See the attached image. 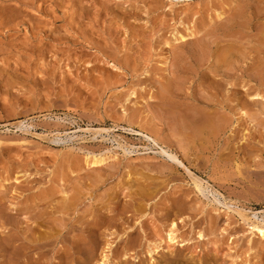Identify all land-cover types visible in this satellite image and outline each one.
<instances>
[{"label":"rangeland","instance_id":"obj_1","mask_svg":"<svg viewBox=\"0 0 264 264\" xmlns=\"http://www.w3.org/2000/svg\"><path fill=\"white\" fill-rule=\"evenodd\" d=\"M263 35L264 0H0V264H20L11 233L33 264H82L80 234L99 245L87 264H119L133 240L128 264L148 263L172 223L176 264H264ZM233 109L235 133L199 131L204 110Z\"/></svg>","mask_w":264,"mask_h":264},{"label":"bare ground","instance_id":"obj_2","mask_svg":"<svg viewBox=\"0 0 264 264\" xmlns=\"http://www.w3.org/2000/svg\"><path fill=\"white\" fill-rule=\"evenodd\" d=\"M27 6V5H26ZM261 29V28H260ZM263 34V33H262ZM177 35H179V34H177ZM264 36V35H263ZM184 36H179V38L180 39H182ZM261 38H262V36H261ZM197 39V38H196ZM263 39V38H262ZM264 40V39H263ZM264 43V42H263ZM262 43V44H263ZM196 45V44H195ZM231 45V44H230ZM261 45V44H260ZM234 47H235V45H234ZM231 49V48H230ZM238 49V48H237ZM237 49H235V50H237ZM229 50V49H228ZM239 50V49H238ZM233 51V48H232V50H231V52ZM240 51V53H241V50H239ZM261 51H262V49H261ZM208 52V51H207ZM238 52V51H237ZM209 53V52H208ZM225 53V52H224ZM224 53H222L223 54V56H222V59L224 60V64H226L227 65V67H229V69H232V67L235 65V67L237 66L236 64H237V62H239L238 60L240 59V58H242V56H243V54L241 55V54H239V53H235V51H234V53H231V54H229L228 55V57H226V55L227 54H224ZM226 53H228V51L226 52ZM200 54H201V52H200ZM201 56V55H200ZM208 56V55H207ZM198 57V56H197ZM217 57V56H216ZM215 57V58H216ZM224 57V58H223ZM209 58V57H208ZM219 57H217V59H218ZM221 58V57H220ZM216 59V60H217ZM222 59H221V62H222ZM215 60V59H214ZM243 60V59H242ZM207 61V60H206ZM217 61H219V60H217ZM260 62V61H259ZM263 62H264V60H263ZM217 63H219V62H217ZM250 63V62H249ZM262 63V62H261ZM206 64V63H205ZM204 65V64H203ZM223 65V64H222ZM264 65V64H263ZM224 66V65H223ZM222 66V67H223ZM248 66V65H247ZM258 66V65H257ZM262 66V65H261ZM225 67V66H224ZM264 67V66H263ZM182 68V67H181ZM237 68V67H236ZM260 68V67H259ZM223 69V68H222ZM221 69V70H222ZM228 69V70H229ZM225 70V69H224ZM254 70V69H253ZM256 70V69H255ZM210 71V70H209ZM231 71V70H230ZM258 71V70H257ZM228 72V71H227ZM255 72V71H254ZM253 72V73H254ZM211 73H212V71H211ZM250 74L249 75V77L250 78H253V80H255V81H257V83L260 85V84H263L264 85V70L262 69V70H260V71H258V72H255L254 74ZM211 75V74H210ZM175 78V77H174ZM183 79V78H182ZM181 80V79H180ZM252 80V79H251ZM164 89V88H163ZM259 89V88H258ZM165 91V90H164ZM252 91V90H251ZM264 91V90H263ZM158 92V91H157ZM253 97H257V98H259L260 99V97L262 98L261 99V101H257L256 99H252L253 100V103H257V104H261V106H260V109H258L256 112H254V113H252L251 114V117L250 118H253V120L254 121H259L260 123H263V121H262V119H259V117H261L262 115H264V105L262 104V100L264 99V95H260V93H256ZM251 98V97H250ZM245 99V98H244ZM250 100V99H249ZM164 104V103H163ZM233 104V103H232ZM151 105V104H150ZM171 106H173V105H171ZM230 107V106H229ZM172 108V107H171ZM170 108V109H171ZM156 109V108H155ZM206 109V108H205ZM238 109H240V107H238ZM237 109V111H239ZM199 110V109H198ZM234 110V111H233ZM232 111L233 112H231V115H230V119L227 121V120H225V117H223V113L221 114L222 115V118H221V115H219L218 116V118L217 119H213L212 118V115L209 113V116L207 115V116H204L205 115V112H209V111H205L204 110V115L202 116L203 118H202V121L199 123V131L200 132H203V131H207V130H209L210 132H211V135H212V132H213V137H214V134H217V131L219 132V130L220 129H222V128H224V125L226 126L227 125V128L228 129H230V132H232V133H235L236 131H235V127H236V124H237V121H236V118H235V114H236V110L235 109H233ZM183 111V110H182ZM213 111V110H212ZM211 111V112H212ZM241 111V110H240ZM169 112V111H168ZM177 112V111H176ZM180 112V111H179ZM203 112V111H202ZM244 112V111H243ZM242 112V114H244ZM216 113V112H215ZM200 116H201V114H199ZM211 115V116H210ZM244 115H246V114H244ZM250 115V114H249ZM189 116H191V114L189 115ZM200 116H198V121H200L199 120V118H200ZM225 116V115H224ZM173 117V116H172ZM188 117V116H187ZM213 117H214V115H213ZM216 117V116H215ZM246 117H247V115H246ZM178 118V117H177ZM191 118V117H190ZM193 118H197V117H193ZM249 118V119H250ZM168 119V118H167ZM223 119V120H222ZM227 119V118H226ZM194 121H196V120H194ZM226 121V122H225ZM239 122V121H238ZM22 124V123H21ZM196 125V124H195ZM192 126V125H191ZM190 126V127H191ZM193 128H195V127H193ZM198 129H197V132H199L198 131ZM224 130H225V128H224ZM209 131H208V133H209ZM216 131V132H215ZM191 132L193 133V131H192V129H191ZM197 132H195V134H197ZM215 132V133H214ZM231 133V134H232ZM194 134V133H193ZM192 134V136H194ZM203 134V133H202ZM144 135V134H143ZM205 135V134H204ZM204 135H202V136H204ZM207 135V134H206ZM208 135H210V134H208ZM208 135H207V137L205 138V142L207 141L206 139H208ZM227 135V134H226ZM191 136V135H190ZM201 136V137H202ZM195 137H197V135H195ZM235 137V136H234ZM238 137V136H237ZM145 138L147 139V140H149V141H151V142H153L154 144L156 143V140L155 139H153L152 137H150V136H148V135H145ZM190 138V137H189ZM200 138V137H199ZM199 138H197V139H199ZM203 138V139H204ZM256 138H257V136H256ZM237 139V138H236ZM244 139V138H243ZM247 139V138H246ZM190 141H193L191 138H190ZM204 141V140H203ZM208 141H209V139H208ZM228 141V140H227ZM233 141V140H232ZM189 142V141H188ZM260 142H261V140H260ZM194 143V142H193ZM193 143H191V146H192V144ZM231 143V142H230ZM157 144V143H156ZM189 144V143H188ZM199 144V143H198ZM194 145V144H193ZM233 145V144H232ZM240 145V144H239ZM229 146V145H228ZM247 147V146H246ZM164 148V147H163ZM162 147H160V152L162 153V154H165L166 155V157H168L167 159L168 160H171V161H173V162H176V163H178V166H180V165H183V163L177 158V156L176 155H174V153L172 154V153H169L167 150H165V149H163ZM229 148V147H228ZM230 148H231V146H230ZM234 148V147H233ZM239 148V147H238ZM241 148H242V146H241ZM257 148V147H256ZM169 149V148H168ZM238 150V149H237ZM240 150V149H239ZM242 150H244V149H242ZM246 150H247V148H246ZM257 150V149H256ZM171 151V150H170ZM159 152V153H160ZM245 152V151H244ZM254 152V151H253ZM247 154V153H246ZM197 156V155H196ZM165 157V156H164ZM227 157V156H226ZM254 157V156H253ZM255 158V157H254ZM237 160V159H236ZM102 161V159L101 158H94L93 159V161H92V163L94 164H96V163H100ZM185 163H187V162H185ZM228 163V162H227ZM180 164V165H179ZM176 165V164H175ZM186 166V165H185ZM239 166H240V164H239ZM260 166V165H259ZM241 167V166H240ZM256 167V166H255ZM185 168V167H184ZM186 168H187V166H186ZM185 168V169H186ZM260 168V167H259ZM261 168H262V166H261ZM181 169H182V166H181ZM252 173V172H251ZM264 173V172H263ZM227 176H229V175H227ZM256 177V176H255ZM222 179V178H221ZM195 180H197V179H195ZM199 180V179H198ZM194 182V181H193ZM201 180H200V185H201ZM199 183V182H198ZM198 183H197V185L195 186V187H197V189H198V191L200 192V191H202V189H201V187H200V185H198ZM160 184V183H159ZM194 184H195V182H194ZM207 187V186H206ZM214 188V187H213ZM140 189V188H139ZM154 189V188H153ZM207 189V188H206ZM141 190V189H140ZM143 190V192H145L144 191V188L142 189ZM156 190H158V189H156ZM141 192V191H140ZM147 192V191H146ZM203 192V191H202ZM202 192H200V193H202ZM139 193V192H138ZM202 194H204V193H202ZM139 195V194H138ZM143 195V199L145 198V196H144V194H142L141 193V196ZM148 197H151V196H148ZM147 197V198H148ZM66 198V197H65ZM183 198H185V197H183ZM61 199H63V198H61ZM131 199V198H130ZM142 199V198H141ZM132 200V199H131ZM179 200H181V199H179ZM179 200H176V201H172V202H174V206H173V209L171 210V211H174V209H177V211L176 212H174L173 214L174 215H176L178 212H180V211H178V210H180V208H181V205H182V200L181 201H179ZM184 200V199H183ZM1 201V200H0ZM140 201V200H139ZM215 201V200H214ZM74 202H76V198H73V199H66V200H62V202L60 203V206L59 207H61L62 209H67V207L68 206H70L71 204H73ZM133 204V203H132ZM142 205V204H141ZM226 205V204H225ZM131 206V205H130ZM136 206V205H135ZM132 207V208H136V209H138V204H137V207ZM229 206V205H228ZM192 207V206H191ZM229 207H231V206H229ZM228 207V208H229ZM61 209V210H62ZM135 209V210H136ZM140 209V208H139ZM187 210V209H186ZM29 211H31V210H29ZM241 211V210H240ZM63 212V211H62ZM66 212V211H65ZM133 212H134V210H133ZM136 212V211H135ZM170 212V211H169ZM25 213H26V211H25ZM137 213V212H136ZM237 213L241 216V217H243L244 215L241 213V212H239V211H237ZM115 214V213H114ZM168 214H170V213H168ZM95 215V214H94ZM124 215V214H123ZM136 215V214H135ZM181 215H182V213H181ZM106 216V215H105ZM134 216V215H133ZM138 216V215H137ZM253 216V215H252ZM256 216V215H255ZM135 218V217H134ZM176 218V217H175ZM254 218V217H253ZM101 219V218H100ZM106 219V218H105ZM257 220V219H256ZM104 221V220H103ZM128 221V220H127ZM133 221H135V220H133ZM132 221V222H133ZM171 221V220H170ZM104 223V222H103ZM106 223V222H105ZM114 223V222H113ZM134 223H136V222H134ZM140 223V222H139ZM141 223H142V221H141ZM99 225H100V222L98 223V221H96L95 222V224H94V226H97L98 227V229H99ZM125 225V224H124ZM178 225V224H177ZM142 226V225H141ZM152 226V225H151ZM101 227V226H100ZM128 227V226H127ZM173 227H174V223H172V227L168 230V233H167V237H168V241L170 242V243H172V247L173 248H171L170 247V245H168L167 246V249H166V251H167V253H163L162 255H161V258L162 259H159V260H155V259H152V260H150V261H148V263L147 262H145V261H140L139 262V264H176V263H178V261H179V254H181L182 252V249L181 248H178V246H181L182 247V244L183 243H179L178 242V240L177 239H175L176 238V236H175V234H174V229H173ZM106 228V227H105ZM94 229H95V227H94ZM132 230H133V228H131ZM135 229V228H134ZM145 229V228H144ZM162 229V228H161ZM252 229H256L257 231H258V229H262V230H264V223H262V221L260 222H258V221H256V222H254L253 224H252ZM93 230V229H92ZM131 230V231H132ZM136 230V229H135ZM134 230V231H135ZM155 230V229H154ZM97 231V230H96ZM102 231V230H101ZM120 231V230H119ZM131 231H126L125 233L130 237L131 236V234H132V232ZM147 232V231H146ZM159 232V231H158ZM95 233V232H94ZM97 234V233H96ZM96 234H94V235H96ZM162 234V233H161ZM258 234L260 235V232L258 231ZM153 235H155V233H153ZM157 235V234H156ZM186 234H184L183 235V237L185 236ZM17 235H14V233H11L8 237H7V239H8V244L10 245V246H12L13 247V250L9 253L10 254V261L11 260H13V258H14V256H15V260H17L20 264H33V262L35 261V257H32L31 256V250L28 248L29 246H25V245H22V243H20L21 245H19V243L16 245L15 243H16V241L19 239L20 240V238H18V237H16ZM95 237H97V236H95ZM131 237H133V235L131 236ZM134 237H136V236H134ZM155 238L156 237H158L157 238V241H159V242H157L156 240H154L153 239V241H154V243H155V241L157 242V243H155V245H156V247L158 248V247H160L161 246V241L159 240V237L160 236H154ZM153 237V238H154ZM166 237V236H165ZM182 237V238H183ZM260 239H262V238H264V236H261L260 235ZM187 238V237H186ZM259 238V237H258ZM44 239V238H43ZM46 239V238H45ZM162 239V238H161ZM184 239V238H183ZM97 239L96 238H94L93 236H90V237H84V236H82L81 234H80V236L78 235V237H75L74 239H73V241L71 242L72 244H71V246H73L72 248H75V252H78L79 254H82L83 255V258H81V260H83L81 263L82 264H87L88 262H90L93 258H94V255H95V251H96V248H97V242L98 241H96ZM132 240V239H131ZM139 240V239H138ZM39 241V240H38ZM140 241H141V239H140ZM144 241V240H143ZM149 241V240H148ZM19 242V241H18ZM81 242V244H82V242H83V246H81V244L79 245V243ZM129 242V240L127 241V243ZM132 242V241H131ZM134 242H136V241H134L133 240V242H132V244H129V245H125V246H123V248H122V250L120 251V249H119V251L122 253H120V257L119 256H117V249H116V251L114 252V254H112V255H116L117 257H119L118 258V263L119 264H128L129 263V257H130V252L128 253V251H130L129 249H130V247H132L133 246V244H134ZM163 242V241H162ZM43 243H44V241H43ZM127 243H125V244H127ZM167 243V242H166ZM169 243V244H170ZM38 244V243H37ZM109 244V243H108ZM110 244H113V243H110ZM109 244V248H111L112 246ZM135 244H137V243H135ZM174 244H177V248L175 247L176 245H174ZM178 244H180V245H178ZM34 245V244H33ZM32 245V246H33ZM36 245V244H35ZM42 245H44V244H42ZM143 245H144V242H143ZM149 245V244H148ZM47 246V245H46ZM70 246V247H71ZM99 246V245H98ZM154 246V245H153ZM37 247V246H36ZM39 247V246H38ZM136 247V246H135ZM135 247H134V249H135ZM33 248H35V247H33ZM71 248V249H72ZM107 248V247H106ZM105 248V249H106ZM157 248H155V249H157ZM183 248V247H182ZM36 249V248H35ZM38 249V248H37ZM70 249V248H69ZM71 249H70V251H71ZM132 249V248H131ZM144 249V248H143ZM163 249H165V248H163ZM108 250V249H107ZM69 251V253H72V252H70ZM143 251H145V250H143ZM148 251H150L149 249H148ZM152 251H156V250H152ZM151 251V252H152ZM39 252V251H38ZM41 252V251H40ZM61 253V252H60ZM68 253V251H65V252H63V254L61 255H59V257L61 256V258H63L64 260H67V258H69L68 256H70V254ZM144 253H146V252H144ZM42 254V253H41ZM75 254V253H74ZM98 254H99V252H98ZM103 254V253H102ZM101 254V255H102ZM142 254V253H141ZM72 255H73V253H72ZM128 255V256H127ZM140 255V254H139ZM149 255V254H148ZM115 256V257H116ZM138 256V255H137ZM99 257V256H98ZM60 258V259H61ZM79 258V257H78ZM101 258H103V259H101L103 262H105V263H108L107 262V256L106 255H103V257H101ZM136 258V257H135ZM149 258V257H148ZM63 259H61L62 261H63ZM80 259V258H79ZM144 259V258H143ZM70 260V259H69ZM106 260V261H105ZM13 262V261H12ZM36 262V261H35ZM34 262V263H35ZM131 263V262H130ZM191 263V262H190ZM132 264H134V263H132Z\"/></svg>","mask_w":264,"mask_h":264},{"label":"snow or ice","instance_id":"obj_3","mask_svg":"<svg viewBox=\"0 0 264 264\" xmlns=\"http://www.w3.org/2000/svg\"><path fill=\"white\" fill-rule=\"evenodd\" d=\"M254 99H256L257 97H253ZM258 231L260 232V235L261 236H264V230H262V229H258Z\"/></svg>","mask_w":264,"mask_h":264}]
</instances>
